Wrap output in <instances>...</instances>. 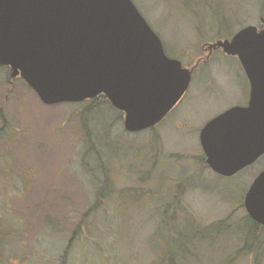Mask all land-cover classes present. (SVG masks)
<instances>
[{
  "label": "rangeland",
  "instance_id": "obj_1",
  "mask_svg": "<svg viewBox=\"0 0 264 264\" xmlns=\"http://www.w3.org/2000/svg\"><path fill=\"white\" fill-rule=\"evenodd\" d=\"M132 1L191 70L187 92L155 128L127 132L105 96L48 105L0 65V264H264L244 207L264 155L224 177L199 138L250 91L238 57L208 44L263 28L264 0Z\"/></svg>",
  "mask_w": 264,
  "mask_h": 264
},
{
  "label": "water",
  "instance_id": "obj_2",
  "mask_svg": "<svg viewBox=\"0 0 264 264\" xmlns=\"http://www.w3.org/2000/svg\"><path fill=\"white\" fill-rule=\"evenodd\" d=\"M208 49L237 56L250 85L247 105L214 117L199 135L206 165L230 177L264 155V27H244ZM0 65L48 105L105 96L134 133L159 124L192 78L132 0H0ZM244 207L264 226V170Z\"/></svg>",
  "mask_w": 264,
  "mask_h": 264
},
{
  "label": "trees",
  "instance_id": "obj_3",
  "mask_svg": "<svg viewBox=\"0 0 264 264\" xmlns=\"http://www.w3.org/2000/svg\"><path fill=\"white\" fill-rule=\"evenodd\" d=\"M100 97V96H99ZM95 99H98V97H96V98H94V99H91V100H88V101H93V100H95ZM94 102V101H93ZM91 104V103H90ZM248 215V214H247ZM246 215V221H251L253 224H254V230L256 229V228H258V227H260L261 225H258L256 222H254L249 216H247ZM261 228H264V227H261ZM165 244V243H164Z\"/></svg>",
  "mask_w": 264,
  "mask_h": 264
},
{
  "label": "flooded vegetation",
  "instance_id": "obj_4",
  "mask_svg": "<svg viewBox=\"0 0 264 264\" xmlns=\"http://www.w3.org/2000/svg\"><path fill=\"white\" fill-rule=\"evenodd\" d=\"M213 51V50H212ZM246 79H247V77H246ZM247 81H248V79H247ZM248 83H249V81H248ZM249 88H250V85H249ZM248 101H249V97H248ZM248 103V102H247ZM258 224V223H257ZM260 225V224H259ZM264 227V226H263Z\"/></svg>",
  "mask_w": 264,
  "mask_h": 264
}]
</instances>
